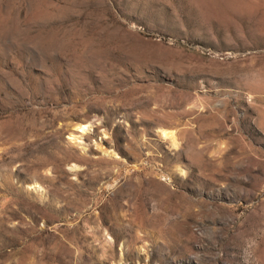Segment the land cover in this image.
<instances>
[{
    "label": "rangeland",
    "instance_id": "374dc122",
    "mask_svg": "<svg viewBox=\"0 0 264 264\" xmlns=\"http://www.w3.org/2000/svg\"><path fill=\"white\" fill-rule=\"evenodd\" d=\"M0 264H264V0H0Z\"/></svg>",
    "mask_w": 264,
    "mask_h": 264
},
{
    "label": "bare ground",
    "instance_id": "6f19581e",
    "mask_svg": "<svg viewBox=\"0 0 264 264\" xmlns=\"http://www.w3.org/2000/svg\"><path fill=\"white\" fill-rule=\"evenodd\" d=\"M76 131L77 132H79L80 134H71V139H75L76 141H80V139H81V136L83 135V134H86V133H88L89 131H91L90 130V126H88V125H81V126H78L77 128H76ZM163 134H164V136H170L169 135V133L168 132H163Z\"/></svg>",
    "mask_w": 264,
    "mask_h": 264
}]
</instances>
